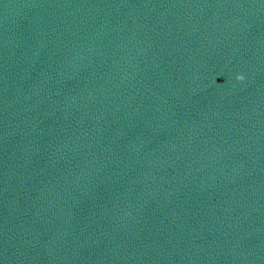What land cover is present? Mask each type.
Wrapping results in <instances>:
<instances>
[{
    "label": "water",
    "instance_id": "95a60500",
    "mask_svg": "<svg viewBox=\"0 0 264 264\" xmlns=\"http://www.w3.org/2000/svg\"><path fill=\"white\" fill-rule=\"evenodd\" d=\"M0 264H264V0H0Z\"/></svg>",
    "mask_w": 264,
    "mask_h": 264
},
{
    "label": "clouds",
    "instance_id": "9594fccd",
    "mask_svg": "<svg viewBox=\"0 0 264 264\" xmlns=\"http://www.w3.org/2000/svg\"><path fill=\"white\" fill-rule=\"evenodd\" d=\"M239 80H244L245 79V76L244 75H240L237 77Z\"/></svg>",
    "mask_w": 264,
    "mask_h": 264
}]
</instances>
